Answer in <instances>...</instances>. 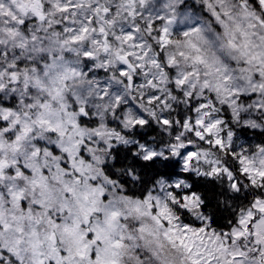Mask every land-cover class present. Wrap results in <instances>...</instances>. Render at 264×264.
<instances>
[{
	"label": "snow or ice",
	"instance_id": "snow-or-ice-1",
	"mask_svg": "<svg viewBox=\"0 0 264 264\" xmlns=\"http://www.w3.org/2000/svg\"><path fill=\"white\" fill-rule=\"evenodd\" d=\"M0 264H264V0H0Z\"/></svg>",
	"mask_w": 264,
	"mask_h": 264
}]
</instances>
